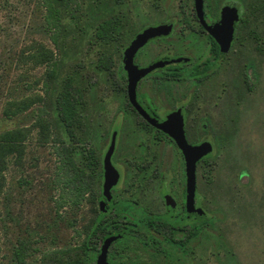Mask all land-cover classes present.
Wrapping results in <instances>:
<instances>
[{
  "label": "rangeland",
  "instance_id": "374dc122",
  "mask_svg": "<svg viewBox=\"0 0 264 264\" xmlns=\"http://www.w3.org/2000/svg\"><path fill=\"white\" fill-rule=\"evenodd\" d=\"M41 1L0 0V264H94L93 248L99 247V239L90 241V250L83 245L98 215L101 179L95 170L94 184L74 203L63 182L70 170H59L56 148L70 147L75 166L88 173L87 152L101 157L115 121L121 123L120 141L144 138L122 128L135 120L126 102L122 54L142 29L172 23L168 36L136 53L139 66L167 55L191 57L198 63L211 55L206 35L196 32L193 0H120L122 43L114 51L113 44L94 37L95 26L110 13L102 0H75L65 8L56 3L61 11L56 46L49 39ZM204 1L211 17L227 6L238 11L226 56L200 81L147 78L137 87L153 102L159 101L163 111L186 99L191 141L217 138L214 153L198 169L201 208L215 221L201 227L186 256L159 237L150 243L141 226L129 228V238L110 246L108 264H258L257 244L246 237L250 233L236 234L233 250L238 259L232 262L225 236L233 203L239 210L252 207L254 215L264 204V14L247 17L246 0ZM102 53L111 55L109 70L96 66ZM51 62H56L54 78L48 76ZM66 77L81 95L80 123L72 137L55 105ZM160 166L174 172L176 184L178 157ZM151 178L147 187L153 190L157 179ZM124 211L112 210L109 215L122 213L136 221V209Z\"/></svg>",
  "mask_w": 264,
  "mask_h": 264
},
{
  "label": "flooded vegetation",
  "instance_id": "af4514ba",
  "mask_svg": "<svg viewBox=\"0 0 264 264\" xmlns=\"http://www.w3.org/2000/svg\"><path fill=\"white\" fill-rule=\"evenodd\" d=\"M203 0V16L207 25H213L217 23L220 19V13L217 17H211L210 14L205 10V4ZM230 7V6H227ZM226 7V8H227ZM194 10V9H193ZM194 21L197 25L196 32L204 33L209 46L210 58H204L201 62H194L191 57L186 56H164L157 60H171L178 57H183L189 59L184 63H170L164 68L156 69L147 74L144 78L140 79L137 85L147 78L154 79L158 81L160 79L164 80H183L186 78H192L194 81H200L211 73L212 67L217 64L218 61V45L214 40L206 33V31L200 25L198 19L196 18L195 12L193 15ZM236 30V28H235ZM234 30V33H235ZM210 37L213 43L208 40ZM162 38V37H160ZM159 39V38H156ZM155 40V39H154ZM153 41V40H152ZM151 42V41H149ZM148 42V43H149ZM147 43V44H148ZM146 44V45H147ZM139 52V51H138ZM137 52V53H138ZM228 53V52H227ZM226 53V54H227ZM226 56V55H225ZM224 56V57H225ZM136 58V56H135ZM134 58V60H135ZM154 61L139 66V68L146 67ZM222 60H220L221 62ZM122 63V62H121ZM197 66V69L208 68L206 72L208 73L204 77H188L189 71L193 70ZM123 69V65H122ZM124 71V70H123ZM163 71V72H158ZM156 72V73H155ZM183 74L182 78H169L167 74ZM125 75V96L127 87V78ZM137 87V86H136ZM140 88V86H138ZM137 87V88H138ZM136 88V89H137ZM136 90V101L139 106L145 111L148 117L155 120L157 124H162L166 122L169 116L180 115L182 121V129L184 139L190 146H198L202 143H209L211 145V153L198 159L194 166V188L192 194V207L193 213L187 215L186 213V166L185 159L182 151L177 147L175 141L163 131L157 129L155 126L150 124L144 117H142L129 103L127 96L126 102L129 108L130 117H134V122L129 124H124L122 128L132 132H138L143 139H133V140H123L120 141L119 135L121 123L115 121L113 127L111 128V134L109 138L108 145L106 149L101 154L95 157L91 151H88L86 156L91 154V159L93 163L91 167H88V173H94L95 170L98 171V177L101 179L99 194L97 199L98 206V217L103 220L109 219V228L112 234L99 239L98 252L101 244L105 238L110 235L124 234L125 238L128 235V229H136L141 226L148 233V241L154 243L156 237L161 238L165 243L175 247L183 256L189 255L191 253V248L188 247L190 242L194 243L196 239L199 238L201 232V227L204 224L214 223V218L209 216L201 208V195L198 188V169L201 163H205L206 160L214 153V141L216 139L209 140L207 138H199L197 141H191L187 135V116L190 111L187 108L189 104L186 99H181V101L171 103V109L166 111L161 110L162 106L159 101H152L151 97L146 92H139ZM170 104V103H169ZM214 124H212L213 126ZM221 127L222 123L216 124ZM201 126V125H199ZM203 130H206L207 125L204 123L201 126ZM115 134L114 148L110 157V162L113 168L118 174V179L116 183L110 189L111 201L108 202L102 194V184H103V159L109 148L112 135ZM129 135L127 134L126 137ZM122 143V144H120ZM178 157L180 161L179 173L180 177L175 183V175L172 170L161 169L160 164H164L167 159L170 160ZM100 158V160H99ZM88 164V163H87ZM159 165V167H158ZM92 169V170H91ZM151 169V170H150ZM243 177H246L245 172H241ZM152 177H156L157 185L153 190L149 189L147 185ZM235 200V199H234ZM103 207L105 210L104 216H100L99 208ZM237 204L233 203V206L228 212L227 216V235L225 236L229 253L228 259L232 262L234 259L237 260L238 257L233 250V241L236 238V234L240 232L242 235L250 233L246 236L252 243H256V259L258 264H264V204L258 207L256 215L251 214L252 207L245 205L244 208L239 210L236 208ZM129 208H134L138 212L136 221L133 219H125L123 217L125 212ZM161 208V210H159ZM112 210L122 211L119 215L115 212L110 216ZM203 211L205 217L200 218V211ZM120 213V212H119ZM122 215V216H121ZM121 216V218H119ZM210 220L207 221L206 219ZM240 220V226H238V221ZM250 222V227L246 226V223ZM254 222V223H253ZM125 238H120V241ZM129 238V237H128ZM131 238H134L131 236ZM169 240V241H167ZM112 242L114 244L115 242ZM111 244V245H112ZM110 245V246H111ZM109 246V248H110ZM108 248V251H109ZM254 248V247H253ZM108 251H107V264H108ZM248 254L254 258V253L252 249L247 250ZM96 253V256L98 254Z\"/></svg>",
  "mask_w": 264,
  "mask_h": 264
},
{
  "label": "water",
  "instance_id": "95a60500",
  "mask_svg": "<svg viewBox=\"0 0 264 264\" xmlns=\"http://www.w3.org/2000/svg\"><path fill=\"white\" fill-rule=\"evenodd\" d=\"M193 9L202 28L218 45V61L222 60L228 52L236 27L239 20L238 11L236 8L227 7L220 13V19L213 25H207L203 16V0H193ZM172 31V23L159 24L155 26H148L138 32L126 46L122 54L123 70L126 73L127 87L126 96L130 105L150 124L157 129L168 134L176 143L177 147L182 151L186 166V213L187 215L193 213L192 194L194 188V166L195 162L211 153V145L209 143H202L198 146H190L184 139L182 121L180 115L169 116L166 122L157 124L155 120L148 117L145 111L139 106L136 101V86L140 79L156 69L164 68L170 63H184L189 59L178 57L171 60H157L146 67L139 68L134 64L136 53L143 48L149 41L156 38L166 37ZM115 134L112 135L109 148L103 159V184L102 194L104 198L110 202V189L116 183L118 174L113 168L110 157L114 148ZM100 216H104L105 210L101 206L99 208ZM205 217L204 212L200 211V218ZM122 237V234L110 235L105 238L101 244L99 252L96 256L94 264H107V251L112 242L117 241Z\"/></svg>",
  "mask_w": 264,
  "mask_h": 264
},
{
  "label": "trees",
  "instance_id": "16d2710c",
  "mask_svg": "<svg viewBox=\"0 0 264 264\" xmlns=\"http://www.w3.org/2000/svg\"><path fill=\"white\" fill-rule=\"evenodd\" d=\"M104 4L109 5V14L103 17L99 23L95 26L94 37L95 39L104 42V44H113L112 50L117 49L121 43V27L123 26L124 16L118 12L117 6L120 4V0H102ZM60 3L64 8L68 2H75V0H42L41 5L44 8V21L51 30L49 39L51 43L56 46L57 38L59 35V30L61 28V11L56 7V3ZM246 9V16L250 18H255L259 15L264 14V0H246L244 3ZM208 40L213 43V40L208 37ZM214 44V43H213ZM215 46V44H214ZM216 47V46H215ZM52 67L48 76L54 78L56 62L49 63ZM112 64L110 53H102L96 61V66L100 70H109ZM208 68L197 69V66L191 71H189L188 77H204L208 73L206 72ZM111 74V73H110ZM169 78H182L183 74H167ZM80 90L72 85L70 77L63 79L62 86L55 98V105L58 117L64 126V130L69 137H72L75 129L79 126L80 116L78 106L81 102ZM56 154L59 157L60 165L59 170L69 171V174L63 179L65 186H69L71 192L73 193L72 201L78 202L83 198L84 194L90 190V186L94 184L93 173H85L82 169L77 168L72 159V151L70 147L60 145L56 148ZM93 159H91V154L87 157V165L91 167ZM92 170V169H91ZM109 219L103 220L98 216L92 222L87 237L84 241L83 247L86 250H90V241L93 238H103L108 234H112L109 228ZM121 238H125L122 234ZM169 241V240H167ZM95 253L98 252L96 248H93Z\"/></svg>",
  "mask_w": 264,
  "mask_h": 264
}]
</instances>
